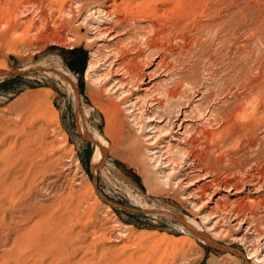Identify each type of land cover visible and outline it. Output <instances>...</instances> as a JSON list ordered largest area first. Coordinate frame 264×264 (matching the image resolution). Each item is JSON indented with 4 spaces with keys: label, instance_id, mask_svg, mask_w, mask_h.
<instances>
[{
    "label": "rangeland",
    "instance_id": "374dc122",
    "mask_svg": "<svg viewBox=\"0 0 264 264\" xmlns=\"http://www.w3.org/2000/svg\"><path fill=\"white\" fill-rule=\"evenodd\" d=\"M0 4V39L15 14L20 27L15 44L0 41V68L21 72L0 76V264H246L247 249L264 254V190L235 202L245 192L201 187L235 171L264 183V0ZM95 6L116 15L110 30L90 26ZM92 54L96 67L86 76ZM33 67L66 71L76 90ZM174 89L179 103L167 97ZM101 138L103 153L93 162ZM147 150L170 160L175 185H158L168 166L153 167ZM92 186L119 207L96 204ZM121 207L192 219L240 255L207 245L167 216Z\"/></svg>",
    "mask_w": 264,
    "mask_h": 264
},
{
    "label": "bare ground",
    "instance_id": "6f19581e",
    "mask_svg": "<svg viewBox=\"0 0 264 264\" xmlns=\"http://www.w3.org/2000/svg\"><path fill=\"white\" fill-rule=\"evenodd\" d=\"M111 1V0H110ZM15 2V1H14ZM13 2V3H14ZM58 2H61V1H58ZM16 3V2H15ZM62 3V2H61ZM226 3V2H225ZM19 4V3H18ZM17 3H16V5H18ZM118 4V3H117ZM13 5V4H12ZM0 6H1V4H0ZM4 6H5V4H4ZM8 6V5H7ZM59 6V5H58ZM18 7H19V5H18ZM56 7V6H55ZM54 7V8H55ZM115 7V6H114ZM7 8V7H6ZM14 8H15V4H14ZM225 8V7H224ZM13 9V8H12ZM117 9V8H116ZM7 10H8V8H7ZM11 10V9H10ZM16 10V9H15ZM14 10V11H15ZM13 11V10H12ZM62 11V10H61ZM67 11V10H66ZM16 12V11H15ZM63 12V11H62ZM5 14H6V12H5ZM22 14V13H21ZM65 16L66 15H69L68 13H63ZM16 15L17 14H15V17H16ZM62 15V14H61ZM63 15V16H64ZM63 16H61V17H63ZM64 16V17H65ZM0 17H1V15H0ZM8 17V16H7ZM14 17V18H15ZM36 17V16H35ZM88 19L90 20V26L92 27V29H94V30H96L97 32L98 31H101V30H103V29H109L110 30V27H112V23L114 22V21H116L117 20V17H116V15L114 14V13H112L111 11H110V9L109 8H106V7H103V6H95V7H92V8H90L89 9V11H88ZM14 18H13V21H12V24H11V27H10V29H9V33H8V36H6V37H3V38H1L0 39V41H1V43H2V45H12V44H15L14 42H16L17 40H18V37H15L14 36V34H16V32L18 31V29L20 28L19 27V24H18V20H14ZM17 18V17H16ZM58 19H59V17H58ZM122 19V18H121ZM32 20V19H31ZM35 20V19H34ZM9 21V20H8ZM7 22V21H6ZM20 23V22H19ZM10 24V23H9ZM31 24V23H30ZM61 25V26H65L66 25V22L65 21H62L61 19H60V21H59V23H58V25ZM114 24V23H113ZM8 25V24H7ZM28 25V24H27ZM200 25V24H199ZM23 34V33H22ZM101 34V33H100ZM107 34V33H106ZM20 35V34H19ZM25 36V35H24ZM100 36H102V34L100 35ZM111 39V38H110ZM72 40V39H71ZM91 40V39H90ZM57 42V41H56ZM46 64V63H45ZM95 64H96V60H95V56L92 54L91 55V59H90V61L88 62V65H87V69H86V71H85V75L86 76H90L91 74H92V72L94 71V69H95ZM1 69V68H0ZM59 69H61V68H59ZM1 70H3V69H1ZM63 70V69H62ZM5 71H7V70H5ZM61 72V71H60ZM62 74L64 75V78L68 81V83H69V85H70V87H71V89L73 90V91H75L76 90V88H75V81H74V79L71 77V75L70 74H68L66 71H62ZM97 75V74H96ZM96 75H94V76H96ZM54 77V76H53ZM97 77V79L99 78V76L97 75L96 76ZM95 77V78H96ZM139 82V81H138ZM133 83V82H132ZM135 84V83H134ZM183 84H185V83H183ZM139 85V84H138ZM188 86V85H187ZM189 87V86H188ZM126 92V91H125ZM73 93V92H72ZM182 93V92H181ZM181 93H180V91L178 90V89H174V90H169V91H167V97L168 98H170V99H172V100H174L176 103H179V100L181 99ZM124 94V93H123ZM122 94V95H123ZM120 95H121V93H120ZM121 95V96H122ZM185 96V95H184ZM118 97V96H117ZM256 97H259V96H256ZM186 100V99H185ZM192 101V100H191ZM190 102V101H189ZM182 103V102H181ZM136 101L135 102H131V104H130V106H136ZM155 104V103H154ZM143 107V106H142ZM179 106L177 105V108H178ZM186 107V106H185ZM182 108V107H181ZM120 109V108H119ZM130 109V108H129ZM139 109V112H138V114L141 112V106L140 107H138L137 108V110ZM194 109L198 112V115L200 116V111H199V109H198V107H194ZM135 110V109H134ZM179 108H178V113H179ZM186 111H184V113H185ZM248 113V112H247ZM83 114V113H82ZM130 114V113H129ZM85 115V114H84ZM184 115V114H183ZM186 115V114H185ZM132 116V115H131ZM83 117V116H82ZM140 117V116H139ZM120 118V117H119ZM147 118H149L148 116H146V119ZM177 118V117H176ZM187 118V117H186ZM134 119L136 120L137 119V117L135 116L134 117ZM145 119V118H144ZM139 120V119H138ZM244 120V119H243ZM137 124V123H136ZM187 124H189V123H187ZM173 125V124H172ZM183 126V125H182ZM201 126V125H200ZM83 127H85V129L87 130V127L84 125ZM141 128V127H140ZM170 128H171V126H170ZM169 128V129H170ZM196 128V127H195ZM194 129V128H193ZM84 130V129H83ZM205 130V129H204ZM85 131V130H84ZM139 131V130H138ZM87 132V131H86ZM163 132V130H159L158 131V133H156L155 135H153V136H151V138H147L148 139V143H149V145H151L153 142H155V140L157 139V137L161 134ZM204 132V131H203ZM202 131H199L198 130V133L200 134V133H203ZM213 132V131H212ZM85 133V132H84ZM89 133V132H88ZM197 133V134H198ZM86 134V133H85ZM206 134V133H205ZM212 134H214V133H212ZM194 135V134H193ZM95 136H98V135H95ZM160 137V136H159ZM99 138V137H98ZM182 138V137H181ZM184 138V137H183ZM95 140V139H94ZM146 140V139H145ZM182 140V139H181ZM185 140V139H184ZM186 140H188V139H186ZM192 140V139H191ZM104 142L105 143V141H103V139L101 138L100 139V143L96 140V143H97V151H96V153H95V156L93 157V162H95L96 160H97V158H99L100 156H101V154L103 153V147H102V145H101V143L102 142ZM197 141V140H196ZM186 142V141H185ZM193 142V141H192ZM179 144V143H178ZM186 144V143H185ZM180 145V144H179ZM178 145V146H179ZM183 147V146H182ZM181 147V148H182ZM188 147H190V145L188 146ZM196 148V147H195ZM194 148V149H195ZM187 149V148H186ZM158 150V149H157ZM157 153H158V151H154V150H147V156H148V159H149V161L150 162H152V164H153V167H156V166H159V165H161V164H163V165H165V166H168V171L166 172V171H161L160 172V174H159V176H157V178H156V181L158 182V185L162 188V189H165V188H167L168 186H173V185H175L173 182H172V171L174 170V168L173 167H170V160H168V161H166V162H162L161 161V159H160V156H158L157 155ZM160 153V152H159ZM179 153V155H180V161H181V159H185L186 158V155H187V150H183V151H179L178 152ZM192 154V153H191ZM197 155V154H196ZM162 156V155H161ZM200 156V155H199ZM189 157V156H188ZM198 157V156H197ZM203 157V156H202ZM187 159V158H186ZM194 159H195V157H194ZM197 159V158H196ZM200 159V158H199ZM179 160V159H178ZM191 160V159H190ZM179 161V162H180ZM197 162V161H196ZM169 163V164H168ZM180 163H182V162H180ZM234 163V162H233ZM189 164V163H188ZM194 165V164H193ZM196 166V165H195ZM198 166V165H197ZM236 167V166H235ZM199 168H200V166H199ZM198 168V169H199ZM194 169V168H193ZM235 169H237V168H235ZM196 170V169H195ZM200 170V169H199ZM194 171V170H193ZM198 171V170H197ZM201 171V170H200ZM208 171H210V170H208ZM195 172V171H194ZM233 172V171H232ZM254 172V171H253ZM152 173V172H151ZM255 173V172H254ZM197 174H198V172H197ZM203 174V173H202ZM205 174L208 176V172L206 173L205 172ZM239 174V171L237 172V171H235L233 174H229V176L227 177V178H224V179H221V180H219V181H217V180H215L216 179V177H215V179L213 178V177H211V176H209L210 178L205 182V183H203L202 184V186L201 187H203V188H206L207 189V187H212V188H225V189H232V190H234L235 191V193H242V192H245L243 195H240V196H237L236 197V199H235V202H238V201H240V200H243V199H248L249 198V193L251 192L252 194L254 193H258V192H260V191H262V190H264V183H262V182H259L257 179H255L254 177H253V175L252 174H248V172L247 171H245V173H240V174H242V175H238ZM205 175V176H206ZM211 175H213V174H211ZM217 175V174H216ZM224 175H226V174H224ZM235 175H238L239 177H237V178H235ZM156 177V176H155ZM256 177V176H255ZM259 177V176H258ZM9 178V177H8ZM10 179V178H9ZM10 181H11V179H10ZM14 181V180H13ZM215 181H217V182H215ZM15 182H16V180H15ZM79 182V181H78ZM180 182V181H179ZM14 183V182H13ZM13 183H11L12 185H13ZM10 184V183H9ZM66 184V183H65ZM157 184V183H156ZM181 184V183H180ZM8 185V184H7ZM0 186H2V185H0ZM16 186H17V184H16ZM45 186V185H44ZM65 186V185H64ZM10 187H11V185H10ZM14 187V186H13ZM46 188V187H45ZM50 188V187H49ZM5 189V188H4ZM14 189H15V187H14ZM14 189H12L11 188V190L10 191H12V190H14ZM208 190V189H207ZM207 190H205L204 191V197L206 196V195H210V192H208V191H210V189L207 191ZM213 190V189H212ZM252 190V191H251ZM5 191V190H4ZM9 191V192H10ZM86 191V190H85ZM13 192V191H12ZM15 192V191H14ZM14 192H13V194H14ZM6 193V192H5ZM76 194V193H75ZM91 194H92V196L94 197L93 199H94V201H95V203L96 204H98L99 205V203H100V201L99 200H101L100 199V197H99V193L97 192V190L95 189V187H91ZM251 194V195H252ZM263 194H264V191H263ZM10 195L11 194H9V196L7 197V198H12V197H10ZM212 195V194H211ZM256 195V194H255ZM262 195V194H261ZM14 196H15V194H14ZM2 197V196H1ZM196 197V196H195ZM210 197V196H209ZM3 198V197H2ZM13 198H15V197H13ZM12 198V199H13ZM235 198V197H234ZM257 198H259L258 197V195L257 196H254L253 198H249V199H252V200H256ZM4 202H5V200L4 199H2ZM1 200V201H2ZM11 201V200H10ZM205 201V200H204ZM225 201V200H224ZM8 202V201H7ZM253 202V201H252ZM203 203V202H202ZM219 202L218 201H216L215 202V204L217 205ZM222 203V202H221ZM259 203V202H258ZM199 204V203H198ZM197 204V205H198ZM226 204V203H225ZM253 204V203H252ZM264 204V203H263ZM2 205H3V203H2ZM5 205V204H4ZM3 205V206H4ZM79 205V204H78ZM214 205V204H213ZM222 205H224V204H222ZM221 205V206H222ZM229 205V204H228ZM144 206V205H143ZM200 205H198V207H199ZM261 206V205H260ZM107 207V206H106ZM195 207V206H194ZM197 207V206H196ZM195 207V208H196ZM212 207V206H211ZM217 207V206H216ZM219 207V206H218ZM217 207V208H218ZM77 208V207H76ZM154 208V207H153ZM214 208V207H213ZM28 209V208H27ZM29 209H30V207H29ZM107 209H109V207H107ZM143 209H146L145 207L143 208ZM32 210V209H31ZM93 211V210H92ZM149 212H150V210H148ZM27 212V211H26ZM31 212H33V211H31ZM152 213H159L160 212V210L158 211V212H153V210L151 211ZM250 212V211H249ZM18 213H20V212H18ZM164 213H169V212H167V211H165ZM30 214V213H29ZM161 214H162V212H161ZM236 214V213H235ZM238 214V213H237ZM22 215V214H21ZM32 215V214H31ZM63 215V214H62ZM207 215H209V214H207ZM233 215V214H232ZM20 216V215H19ZM25 216H27V213L25 214ZM74 216V215H73ZM253 216V215H252ZM3 217V216H2ZM18 217V216H17ZM28 217V216H27ZM26 217V218H27ZM29 217H30V215H29ZM237 217V215L235 216V218ZM1 218V217H0ZM186 218V217H185ZM207 218H208V216H207ZM69 219V218H68ZM241 219V218H240ZM66 221H68L67 220V218L65 219ZM71 220V218L69 219V221ZM98 220V219H97ZM117 220V219H116ZM245 219H243V221H244ZM240 222V221H239ZM205 223V222H204ZM6 224V223H5ZM242 224V221H241V223H239V225H241ZM186 227H188V229L195 235V236H197V234H199V233H203L202 231H201V229H200V227H199V225H197L194 221H192V219H188V218H186V222H185V224H184ZM234 225H237V227H238V224H234ZM240 227V226H239ZM27 228V227H26ZM31 228V227H30ZM28 229V228H27ZM206 229V228H205ZM208 229V228H207ZM212 229V228H211ZM224 229V228H223ZM30 230H32V229H30ZM30 230H28V232H26L27 230H24L25 232L24 233H28L27 235H29V232H31ZM210 230V229H209ZM209 230H207V231H209ZM222 230V229H221ZM118 231H120V230H118ZM122 231H124V230H122ZM219 231V230H218ZM224 231L225 230H223V231H221V232H215L214 233V231H213V233H214V235H216L217 236V234L219 233V234H222V233H224ZM23 233V234H24ZM32 233V232H31ZM30 233V234H31ZM125 234V233H124ZM225 234H226V232H225ZM252 234V233H251ZM24 236H26V235H24ZM29 236H31V235H29ZM27 237V236H26ZM26 237H22V239L24 238V240H26L27 242H28V237L26 238ZM32 237V236H31ZM29 238V239H32V238ZM33 237H34V235H33ZM112 237V236H111ZM209 237V236H208ZM212 237H213V235H212ZM238 237V236H237ZM236 236H233V240H238V238H237ZM113 238V237H112ZM111 238V239H112ZM213 238H215V237H213ZM239 238H240V236H239ZM244 238V237H243ZM15 239V238H14ZM21 239V238H20ZM22 239H21V244H24V245H26L25 243H22L23 241H22ZM142 239V238H141ZM245 239V238H244ZM247 239V238H246ZM13 240V239H12ZM17 240V239H16ZM19 240V239H18ZM32 240H34V239H32ZM242 240V239H241ZM240 240V241H241ZM14 241V240H13ZM13 241H11L12 243H13ZM31 241V240H30ZM149 241H151V242H149V243H152V242H154L153 240H149ZM0 242H2V241H0ZM26 242V243H27ZM16 243V242H15ZM32 243H33V241H32ZM0 245H1V243H0ZM2 246V245H1ZM231 250V249H230ZM246 257L244 256V261L246 262V264H264V254H262V253H259V251L257 250V249H254L253 247L251 248V249H247V251H246ZM262 255V256H261ZM129 257L130 256H132V255H128ZM127 258V257H126ZM127 259H129V258H127ZM185 259V258H184ZM129 260H131V259H129ZM254 260V261H253ZM121 261H123V260H121ZM120 261V262H121ZM250 261H252V262H250ZM122 264L124 263V262H121ZM108 264V263H107ZM125 264V263H124Z\"/></svg>",
    "mask_w": 264,
    "mask_h": 264
},
{
    "label": "water",
    "instance_id": "95a60500",
    "mask_svg": "<svg viewBox=\"0 0 264 264\" xmlns=\"http://www.w3.org/2000/svg\"><path fill=\"white\" fill-rule=\"evenodd\" d=\"M30 71H51V72H53V73H57V74H59L60 76H63L64 77V75L62 74V73H60V72H58L57 70H55V69H50V68H47V69H43V68H39V67H33V68H30L29 69ZM19 74H21V72H17V71H5V70H1L0 69V76H6V75H19ZM76 87V86H75ZM85 125V123H83V126ZM86 126V125H85ZM87 132H89V131H87ZM89 135L87 136L88 137V139H90L93 143H95L94 142V139L91 137V133L89 132L88 133ZM97 167H99V163H93L92 164V169H95V168H97ZM102 199V198H101ZM102 201H104V202H106V203H108L110 206H112V207H119V206H117L116 204H114V203H112V202H107V201H105L104 199H102ZM122 209H124V210H126V211H134V212H142V213H149V212H146V211H140V210H135V209H131V208H125V207H121ZM149 214H153V215H164V216H167V217H169V218H171V219H173V220H175V221H177L178 223H180V224H182V225H184L185 224V222H186V218L185 217H183V216H179V215H176V214H173V213H152V212H150ZM197 236L199 237V239L202 241V242H204V243H206L207 245H210V246H212V247H214V248H216V249H218V250H220V251H222V252H231V253H234V254H236V255H240L237 251H235V250H229V249H227V248H225V247H223V246H221V245H219L218 243H216L215 241H213L212 239H210L205 233H199V234H197Z\"/></svg>",
    "mask_w": 264,
    "mask_h": 264
}]
</instances>
